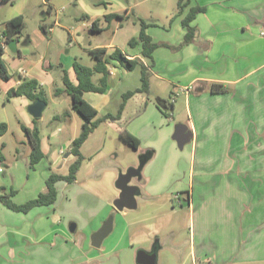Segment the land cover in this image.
Here are the masks:
<instances>
[{
  "label": "crops",
  "instance_id": "obj_1",
  "mask_svg": "<svg viewBox=\"0 0 264 264\" xmlns=\"http://www.w3.org/2000/svg\"><path fill=\"white\" fill-rule=\"evenodd\" d=\"M108 1L118 3L117 8L113 10L112 4L109 8L94 6L86 0H41L46 7L43 14H55L54 23L45 21L38 24L41 32H35L34 37L21 34L18 52L13 53L7 48L0 58L16 86L27 80H36L46 95L45 109L51 104L49 93L55 108L66 105L67 98H70L66 93L54 97L56 91L64 87L65 71L71 82L77 84L74 66L76 61L83 59L77 53L83 54L84 51L89 55L91 50L106 48L110 54L118 48L129 58H140L148 64L141 57V45L133 48L128 42V48H122L118 44V33L131 26V15L152 25L147 33L154 42L178 46L186 34L182 22L190 8L199 6L205 11L197 14L191 23L197 30L192 43L178 50L161 47L154 52V64L150 68V95L137 94L128 100L121 118L101 124L83 144L81 153L84 161L106 151L95 165L97 172L92 175L107 171L115 172V175L113 186H108L111 191L109 197H98L91 192L95 204L87 206L85 219L73 220L77 230L72 234H77V238L66 236L67 230L48 215L45 208L51 206L36 207L27 214L15 215L21 221L37 215L32 230L23 226L15 231L19 239L17 246L1 248L5 237H0V264H138V247L131 239L130 226L125 218L129 209L118 211L114 207L120 195L115 185L118 174L130 167H138L141 162L126 157L123 163L116 161L125 152L120 150L119 143L123 142L121 135L124 133L138 140L137 149L126 146L139 152L140 157L147 158L152 153L145 161L141 175L132 182L140 188L137 202L181 193L184 201L196 206L200 217L210 208L219 221L233 224L248 222L249 228L252 220H264V165L260 167V163L259 169L255 170L251 160L253 155L260 160L264 158V0H190L188 6L170 20L169 26L159 25L152 16L145 18L140 12L138 7L149 0L127 1L126 4L123 0ZM78 5L84 9L81 16L71 12ZM28 8L29 4L24 0L0 3V30L6 22L20 15L25 17L26 22L28 16L25 11ZM153 11L156 10L150 9L152 14ZM121 12L125 13V18L116 21V31L108 42H94L86 38L85 45L80 44L82 29L92 28L93 22L99 21L97 27L104 32L115 22H106L105 26V17ZM72 15L76 20L86 19V22L74 29L70 22ZM41 26L46 27V32L41 30ZM139 33L140 29L132 38L138 37ZM67 45L70 48L63 53L61 50ZM76 47H80L81 51H74ZM71 52H75L74 56ZM93 66L94 62L87 67ZM59 68H62V74L57 72ZM108 69H114V73L108 75L107 91L84 94L85 100L98 111V118L107 114L117 115L124 95L141 87L140 70L128 72L118 63L116 66L108 65ZM97 75L96 78L94 76L96 83L101 78ZM210 84H220L227 92L212 94L208 90ZM2 85L3 80L0 79V87ZM186 87L191 90L187 93L180 91ZM14 98L27 121L24 126L32 129L35 121L28 111L32 102L25 97ZM158 99L163 100L162 108L157 105ZM69 105L71 109L52 117V121L56 120L58 124L47 136L41 120H38L45 158L36 166L47 159L42 167L50 171L45 173V184L52 173L67 175L76 161L71 146L81 134L83 119L73 110L72 100ZM170 105L172 109L167 116L163 108ZM66 112L71 115L69 120L61 118ZM52 121H48V127H53ZM179 124L186 125L193 135L188 143L190 145L186 144L183 149L173 139ZM113 140L116 146L109 145L106 149L107 142ZM54 143H62V146L55 150L52 147ZM231 155H247L243 181H236V168L232 165ZM110 175L109 179H112ZM63 183L66 182L57 183L58 190ZM74 183H78V177ZM84 192L85 195L88 193L87 190ZM11 214L7 212L9 217ZM109 216L114 217L113 232L100 249L94 248L91 236ZM57 236L67 240L63 241V246L54 243ZM28 239L34 245L26 244ZM47 239L46 248L35 246ZM167 259L176 260L173 255H167Z\"/></svg>",
  "mask_w": 264,
  "mask_h": 264
},
{
  "label": "rangeland",
  "instance_id": "obj_2",
  "mask_svg": "<svg viewBox=\"0 0 264 264\" xmlns=\"http://www.w3.org/2000/svg\"><path fill=\"white\" fill-rule=\"evenodd\" d=\"M24 1L29 4V8L25 11L28 19L26 20L27 25L22 34L25 36L30 34L34 37L35 32H41L37 25L45 21L47 23H54L55 14H43L46 11V7L41 4V0ZM86 1L94 6L101 5L102 7L106 6L108 8L112 4L114 5L113 10H115L118 5V3L113 4L108 0ZM127 1L136 0H123V3L126 4ZM137 1L142 2L143 0ZM179 2L177 0H149L144 3L143 1V4H141L138 9L140 12H143L145 18H150L152 16L159 22V25L165 24L169 26L170 20L180 11ZM150 9L156 10L157 12L153 11L152 14ZM166 9L167 15H165ZM71 12H75L74 15L78 13L81 16L84 13V9L82 5H78L75 6ZM120 15H125V13L121 12ZM103 21L105 22V26H107L108 22L105 19ZM116 21L117 20H115L111 28L101 33L102 36L92 33L89 27L85 28V30L82 29L80 33V36H82L80 38V44L84 46L87 42L84 41L86 38H91L94 42H108L112 34L116 31ZM70 22L75 29L86 22V19L76 20L73 16V20ZM133 23L136 24V26H134ZM129 24L131 26L119 32L117 36L118 44L122 48H128V42L140 29L139 20L135 18L134 15L130 16ZM69 48L70 47L67 45V47L61 51L66 53ZM76 50L78 52L81 51L80 47H76L74 51ZM74 54L75 52H71V55L74 56ZM77 55L79 58H83L78 61L84 66H92L94 61L87 53L85 54L83 51V54L80 52L77 53ZM60 69L62 68L57 69V72L62 74ZM96 77H98V75H96L95 78ZM49 97L51 104L49 108L44 110L42 118L40 119V124L44 128L46 136L48 133L55 130L58 124L56 120L52 121V117L71 109L69 105L71 104L70 98H67L68 103H66V105L56 106L55 108L50 93ZM58 97L59 96H56L54 99ZM14 99V97L5 93H0V120L8 125V132L0 137V152L3 157V160H0V188H6L5 191L0 192V194L10 193L13 190L16 192V195L12 197V200L16 204H24L37 198L41 192L46 190L45 173L49 174L50 171L48 168H42L47 159L42 162V164L36 166V170L31 166V147L22 128V125H26L27 121L22 115L23 110L19 102H16ZM106 104L107 102L105 105ZM103 106L104 105H101V107ZM56 109L59 110L56 111ZM67 119L69 120V118H65V120ZM49 120L52 121L51 126L53 127L47 126ZM62 124L65 127L68 126V124ZM115 142V140L108 141L106 149L109 145L116 146ZM119 143L121 147L120 150L125 152L121 153L120 157H117V162L123 163L125 157L129 160H139V162L145 158L140 157L139 152L126 146L124 142L120 141ZM189 145L190 144L187 146ZM61 146L62 143H54L52 145L53 149ZM104 154H106V151L92 160L87 159L83 161L77 175L78 183H63L59 185L58 191L60 195L58 201L54 206L45 208L47 213H49L48 215L55 220V223L67 230L66 236L77 238V234H72L70 228L72 224H75L73 221L74 219L82 221L86 218L87 206L95 204V198L91 196V192H94L98 197L104 198L110 195L111 191L108 186H113L112 180L115 172L107 171L101 172L95 176L92 175L97 172L95 165L100 162V158ZM230 159L232 165L236 168V181H243L245 175L244 164L248 161L247 155H231ZM251 160L255 170L259 169L260 163V167L264 165V158L260 160V158H256L253 155ZM110 174L112 175V179H109ZM84 190L88 192L86 195L84 194ZM180 194L166 195L157 200L138 201L135 209L128 210V215L125 218L130 226L131 239L138 247L137 253L140 250H145L147 252L156 251L158 255V264H264L263 219L252 220L249 228L248 222L237 221L236 224H233L232 222L219 221V219L215 217L216 213H213V210L210 208L204 212V216L200 217L196 206H190L189 203L184 201V196L182 198ZM176 195H179L180 198H176ZM7 212L12 213L10 215L11 217L7 215ZM15 215L21 214L8 209L0 202V237L2 235L5 237V241L1 244V248L5 246H17L19 239L18 235L15 234L16 230L23 226L31 230L34 227L37 215L34 214L26 221L19 220ZM63 237H65V235H63ZM63 241L67 240L62 238V236L61 238L57 236L54 239V243H56V245L58 244L59 247L63 246ZM75 241H78V239ZM47 243L48 239L44 240L43 244H36L35 246L43 245V247L46 248L45 245H47ZM26 244L29 246L34 245L29 239ZM167 255L175 256L176 260L167 259Z\"/></svg>",
  "mask_w": 264,
  "mask_h": 264
},
{
  "label": "trees",
  "instance_id": "obj_3",
  "mask_svg": "<svg viewBox=\"0 0 264 264\" xmlns=\"http://www.w3.org/2000/svg\"><path fill=\"white\" fill-rule=\"evenodd\" d=\"M9 2V0H0V3ZM190 0H180L179 2V13L188 6ZM186 3V4H185ZM205 9L199 6L191 7L188 14L184 18L182 25L186 30V34L183 42L178 46H171L163 42H154L153 38L147 33V29L152 25L144 20H140V33L138 37H134L129 41V45L135 48L138 45L142 46L141 57L148 61L146 65L140 58H129L124 52L120 49H115L110 54L106 48H97L89 51V55L94 60L93 67L84 66L81 62H75V73L77 77V84L71 82L67 72L65 71L63 78V89L56 91V96H60V93H66L73 102V110L79 114L83 119V126L81 134L76 138L71 146V153L76 157V161L70 166L69 173L67 175H60L57 173H52L46 180V190L41 192L37 198L30 200L24 204H16L12 197L16 195L15 191L10 193L0 194V202L5 205L8 209L17 212L27 214L36 207L42 206H52L56 204L58 200V189L57 183L64 181L68 184H72L77 180V175L80 170V167L85 160L84 156L81 153V148L83 144L88 140V138L99 128L104 122L111 120L116 121L121 118V115L124 111L125 104L128 100L136 96L137 94H145L146 96L150 95V68L154 64V52L161 47L172 48L173 50H178L184 45L190 44L194 41L196 37L197 30L191 26L192 21L196 18V15L204 12ZM124 16L120 14H110L105 17V20L110 24L114 20H124ZM98 22L94 21L91 31L93 33H102V30L98 29ZM100 23V22H99ZM26 26L25 17L20 15L17 16L8 22L5 23L3 30H0V58L5 53L3 48V42L9 44L13 40H18L21 34L24 31ZM41 30L46 32V27L41 26ZM20 54V53H19ZM108 55V56H107ZM113 63V64H112ZM118 63L121 67L126 69L128 72H133L135 70L141 71V87L137 88L134 91H129L123 97V104L121 105L117 115L107 114L102 118H98V111L93 107L89 102L84 98V94L88 92L95 93H105L108 89V75L110 71L108 65L116 66ZM0 79L3 80V85L0 87V93H5L11 97L16 94L17 97H25L30 102H35L38 100L46 101V95L39 88V83L36 80H27L22 82L18 87L13 81V78L8 73L7 69L0 60ZM101 75V78L96 83L94 81L95 75ZM208 90L212 94H224L227 90L220 84H210ZM162 99L157 100V105L159 108H162ZM172 105L163 108L167 116L171 112ZM69 113H64L61 117L63 119L70 118ZM59 119V117H55ZM35 126L30 129L22 125V128L28 138L31 154H30V163L31 166L35 169L36 165L45 158V154L42 150L41 142V131L38 126V120L34 119ZM8 132L7 123L0 120V137L4 136ZM122 141L128 146L137 149L139 144L138 140L134 138L129 133H124L121 135ZM152 156V153L148 154V157L143 161L149 160ZM0 160H3L2 153L0 152ZM6 188L1 187L0 192L5 191Z\"/></svg>",
  "mask_w": 264,
  "mask_h": 264
},
{
  "label": "water",
  "instance_id": "obj_4",
  "mask_svg": "<svg viewBox=\"0 0 264 264\" xmlns=\"http://www.w3.org/2000/svg\"><path fill=\"white\" fill-rule=\"evenodd\" d=\"M18 40H13L8 44V48L13 53L18 52ZM1 72V69H0ZM16 97V94L13 95ZM47 106L45 101H35L32 102L28 111L32 117L36 120L42 118L43 112ZM193 138L192 132L186 125L179 124L175 128L173 139L178 143L180 149H183L186 144H188ZM145 165V162L141 160L138 167H130L125 172H120L118 179L116 181V187L120 191L119 197L114 202V207L118 211H123L124 209H135L137 207V196L140 193V188L137 185H133L132 182L134 179L138 178L141 175L142 169ZM114 228V217L109 216L103 225L94 232L91 236L92 245L94 248L100 249L103 242L111 235ZM76 224H72L70 231L76 232ZM157 253L153 251L149 253L145 250H140L137 254V263L138 264H157Z\"/></svg>",
  "mask_w": 264,
  "mask_h": 264
},
{
  "label": "built area",
  "instance_id": "obj_5",
  "mask_svg": "<svg viewBox=\"0 0 264 264\" xmlns=\"http://www.w3.org/2000/svg\"><path fill=\"white\" fill-rule=\"evenodd\" d=\"M3 48L6 50L7 48H8V44L5 42V40H4V42H3ZM111 74L112 73H114V69H111ZM191 90V88H189V87H186V88H182L180 91L181 92H184V93H187V92H189ZM61 154H63V151H61ZM0 177H1V173H0ZM177 197L176 198H178L179 197V195H176ZM180 198V197H179Z\"/></svg>",
  "mask_w": 264,
  "mask_h": 264
}]
</instances>
